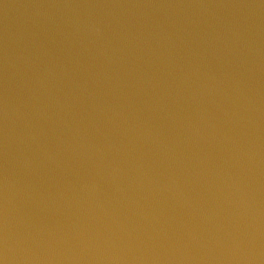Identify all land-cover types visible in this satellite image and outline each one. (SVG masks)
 I'll list each match as a JSON object with an SVG mask.
<instances>
[{
  "label": "water",
  "instance_id": "1",
  "mask_svg": "<svg viewBox=\"0 0 264 264\" xmlns=\"http://www.w3.org/2000/svg\"><path fill=\"white\" fill-rule=\"evenodd\" d=\"M0 264H264V0H0Z\"/></svg>",
  "mask_w": 264,
  "mask_h": 264
}]
</instances>
